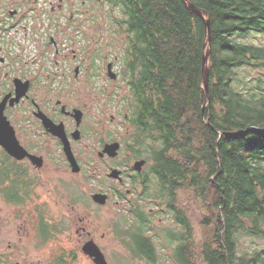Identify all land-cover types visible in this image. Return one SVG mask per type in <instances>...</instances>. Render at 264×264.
Returning <instances> with one entry per match:
<instances>
[{
  "label": "trees",
  "instance_id": "1",
  "mask_svg": "<svg viewBox=\"0 0 264 264\" xmlns=\"http://www.w3.org/2000/svg\"><path fill=\"white\" fill-rule=\"evenodd\" d=\"M99 3L112 11L104 21L112 38L108 42L105 36L111 51L104 58L117 57L126 87L120 106L133 129L126 145L135 157L151 162L131 218L122 216L126 228H114L128 255L144 264H196L190 222L175 202L176 191L190 185L208 201L201 264H264V248L255 246L256 239H264V134L223 135L250 126L264 129V44L245 41L264 35V0ZM204 20L211 39L208 102L201 80L208 45ZM112 41L121 45L119 54ZM248 70L263 75L247 78ZM6 159L0 152V185ZM158 200L172 221L160 230L171 260L162 258L149 236L163 211H146L147 202ZM243 238L251 240V249L241 248ZM56 263L68 264L64 255Z\"/></svg>",
  "mask_w": 264,
  "mask_h": 264
},
{
  "label": "rangeland",
  "instance_id": "2",
  "mask_svg": "<svg viewBox=\"0 0 264 264\" xmlns=\"http://www.w3.org/2000/svg\"><path fill=\"white\" fill-rule=\"evenodd\" d=\"M53 2L58 6L60 0H53ZM68 10L72 14L71 21L67 17ZM107 12L112 11L100 5L99 0H66V3L63 2L61 13H56L59 17H56V25L66 23L72 35L76 33L85 35L82 41L75 40L71 43L72 52H75L78 57H86V62L81 59L84 64L89 63L98 47L103 49L102 54L111 51L105 45V36L108 42L112 40L110 31L107 30L108 26L106 27L104 23L108 17ZM245 41L264 44V35L252 34ZM119 42L121 43L120 39ZM118 43L112 41V44H116L114 47L116 54H119L118 48L121 46ZM103 62L96 63L93 68L92 74L96 75L95 78L81 83L85 80L83 75L75 88L80 89L87 110V118L84 122L86 133L81 140L79 146L81 151L78 153L85 173H72L67 166H63L64 162L59 154V159L63 164L56 163L54 169L46 166L43 169V177L40 176V185L34 190L35 204L39 206L35 207L36 209L32 206V209L36 214L44 213L48 223L57 226L58 231H55L49 240H43L36 231L37 220L29 215L31 207L22 214L19 206L4 203L0 195V264H58L56 261L61 255H64L68 264H96L93 257L83 250L84 245L89 241L99 247L107 264H144L143 261L130 258L119 239L122 233L119 230V234L116 235L114 231V228L118 226L126 228L122 216L131 218L130 208L135 207L134 201L139 199L140 190L138 189L133 195H125L127 198L123 199L112 195L111 191L115 188L118 192L125 194L126 190L131 189L132 186H121L115 180H108L105 175V166L110 161L106 159L100 162L97 159L96 150L100 144L99 140L103 143L116 140L122 144L121 150L119 158L111 163L121 166L119 164L122 162L129 161L131 165L133 164L132 160H129L130 154L124 148V143L128 140L129 128L122 126L123 119L120 115L117 116V110L120 108L118 105L108 106L106 95L99 90L106 85L111 91L115 88L114 92L117 93L115 95L120 98L126 94V87L121 77L116 81H110L106 77L107 62ZM114 63L113 72L120 68L117 60ZM246 72L248 73L247 78H257L258 75H263L258 73V70ZM121 109L123 110V107ZM112 115L115 117L111 122ZM118 168L123 170V167ZM87 175L92 181L85 180ZM97 191L109 194L105 206H98L92 200V193ZM175 202L177 209L188 219L192 228V260L196 264H201L200 241L205 232L202 219L208 214V201L202 199L197 189L185 185L176 191ZM157 203L159 200L152 201V203L147 202L146 211L151 213L158 210L163 211L154 218L153 231L149 236L154 239L162 258L169 260L172 251L162 238L160 230L171 226L172 221L166 211L165 202L161 205L162 210ZM250 243L249 238H243L241 248L251 249ZM256 244L259 248H264V239H256L255 246Z\"/></svg>",
  "mask_w": 264,
  "mask_h": 264
},
{
  "label": "flooded vegetation",
  "instance_id": "3",
  "mask_svg": "<svg viewBox=\"0 0 264 264\" xmlns=\"http://www.w3.org/2000/svg\"><path fill=\"white\" fill-rule=\"evenodd\" d=\"M63 2L66 3V0H60L57 6L53 0H0V110L23 151L22 157L16 159L0 146L1 154L7 157L0 195L4 203L19 206L22 214L31 207L29 215L37 220V234L39 232V236L45 241L55 233L56 227L48 223L44 213L36 214L32 209V206H39L35 204L34 190L40 185L43 169L46 166L54 169L56 163L64 162L63 166H67L72 173H85L78 153L86 133L84 122L87 110L80 89H75L78 86L76 84L83 75L85 80L81 83L95 78L92 70L100 61L107 62L106 77L110 81L120 78L118 70L113 72L117 57H114V62L105 60L104 56L108 52L102 54L103 49L100 47L96 48L88 65L81 61L83 59L86 62V57H78L71 51V43L75 40L82 41L85 35H72L66 23L55 24L56 17L59 18L56 13H61ZM67 15L71 21L70 10ZM109 67L114 77L109 75ZM114 89L111 91L106 85L99 90L106 95L108 106H119L117 116L122 117V126L129 128L130 136L133 129L128 123L126 110L121 109L120 98L116 97ZM114 117H110L111 122ZM101 142L99 140L96 153L98 161H110L105 166L106 178L117 181L121 186H134L127 189L125 194L114 187L112 195L123 199L139 189L140 196L143 186L147 184L146 178L150 177L145 170L151 162L135 157L125 142L124 148L130 154L129 160L133 164L129 161L122 162L119 164L121 166L112 164L111 161L119 158L122 144L116 140ZM113 143L119 145L114 156L104 152L105 146ZM69 153L78 167L77 171L72 170ZM59 154L63 162L59 159ZM137 163H140L139 168L135 167ZM117 166L123 167V170ZM113 171H118V175L113 176ZM85 180H90L89 175ZM94 194L105 196L103 204L94 202L98 206H105L109 194L103 191Z\"/></svg>",
  "mask_w": 264,
  "mask_h": 264
},
{
  "label": "water",
  "instance_id": "4",
  "mask_svg": "<svg viewBox=\"0 0 264 264\" xmlns=\"http://www.w3.org/2000/svg\"><path fill=\"white\" fill-rule=\"evenodd\" d=\"M185 4L187 8L198 15L199 17L203 18V14L201 13L200 10L195 8L191 3L185 1ZM204 25L207 31V40H208V45L205 54L202 57V71H201V80L203 84V88L205 91V99L208 101V58L210 55V24L208 20H204ZM109 75L111 77H114L110 73V67H109ZM249 133H257V134H264V129L256 128L253 126L247 127L242 130L234 131V132H226L223 135L228 138V139H237L239 137H243L248 135ZM0 146L4 148L9 155L16 159H20L22 157V149L19 147L12 128L8 125L6 119L2 115V111L0 110ZM118 143H113L111 145H106L104 148V152L109 154V155H116V151L118 150ZM69 158H71L72 166H73V172L78 170V167L76 166L73 158L71 157L69 153ZM140 163H137L135 165L136 168H139L138 166ZM118 171H113L111 174L113 176L118 175ZM105 196L102 194H94L92 196V200L97 203V204H103L104 203ZM84 252L88 253L89 256L93 257V261L96 264H107L105 257L99 247L93 243L92 241L87 242L84 245L83 248Z\"/></svg>",
  "mask_w": 264,
  "mask_h": 264
}]
</instances>
